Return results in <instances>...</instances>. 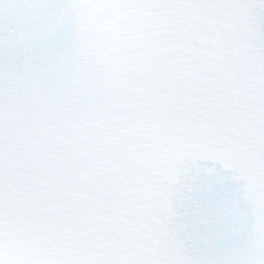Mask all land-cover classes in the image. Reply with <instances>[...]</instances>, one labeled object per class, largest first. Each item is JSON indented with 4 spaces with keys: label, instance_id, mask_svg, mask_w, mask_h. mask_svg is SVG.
<instances>
[{
    "label": "snow or ice",
    "instance_id": "1",
    "mask_svg": "<svg viewBox=\"0 0 264 264\" xmlns=\"http://www.w3.org/2000/svg\"><path fill=\"white\" fill-rule=\"evenodd\" d=\"M0 264H264V0H0Z\"/></svg>",
    "mask_w": 264,
    "mask_h": 264
}]
</instances>
